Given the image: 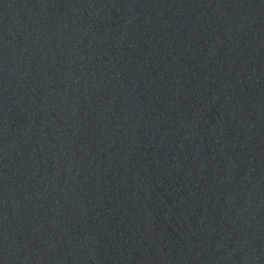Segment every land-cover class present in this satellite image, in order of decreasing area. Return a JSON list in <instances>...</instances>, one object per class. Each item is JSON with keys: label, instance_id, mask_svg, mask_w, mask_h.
Wrapping results in <instances>:
<instances>
[{"label": "water", "instance_id": "water-1", "mask_svg": "<svg viewBox=\"0 0 264 264\" xmlns=\"http://www.w3.org/2000/svg\"><path fill=\"white\" fill-rule=\"evenodd\" d=\"M0 264H264V0H0Z\"/></svg>", "mask_w": 264, "mask_h": 264}]
</instances>
